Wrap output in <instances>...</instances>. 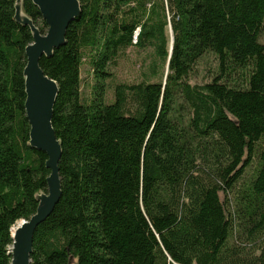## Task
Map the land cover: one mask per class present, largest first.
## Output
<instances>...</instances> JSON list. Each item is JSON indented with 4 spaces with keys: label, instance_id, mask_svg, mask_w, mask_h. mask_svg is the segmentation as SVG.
I'll use <instances>...</instances> for the list:
<instances>
[{
    "label": "trees",
    "instance_id": "obj_1",
    "mask_svg": "<svg viewBox=\"0 0 264 264\" xmlns=\"http://www.w3.org/2000/svg\"><path fill=\"white\" fill-rule=\"evenodd\" d=\"M14 2L0 0V264L49 174L29 145L32 36ZM79 3L39 60L58 86L61 194L30 264H264V0ZM22 10L46 31L31 0ZM132 47L152 51L128 82L117 67Z\"/></svg>",
    "mask_w": 264,
    "mask_h": 264
},
{
    "label": "water",
    "instance_id": "obj_2",
    "mask_svg": "<svg viewBox=\"0 0 264 264\" xmlns=\"http://www.w3.org/2000/svg\"><path fill=\"white\" fill-rule=\"evenodd\" d=\"M39 10L47 29L41 33L32 19L22 10L23 0L14 2V19L27 26L32 42L24 49L26 63L23 68L25 86V117L29 125V145L46 155L45 167L49 170L46 178L47 190L35 194L37 207L28 219H20L15 228L10 264H30L33 252V239L38 227L52 212L61 194L59 159L60 139L52 126L53 108L58 94L55 80L48 77L40 67L41 56L49 57L55 48L65 42L67 27L80 12L79 0H31Z\"/></svg>",
    "mask_w": 264,
    "mask_h": 264
},
{
    "label": "rangeland",
    "instance_id": "obj_3",
    "mask_svg": "<svg viewBox=\"0 0 264 264\" xmlns=\"http://www.w3.org/2000/svg\"><path fill=\"white\" fill-rule=\"evenodd\" d=\"M168 35L171 36V31L168 27ZM152 49L147 47L146 49H138L135 47H132L127 50L126 56H124L118 64L117 67V76L119 79L128 81V82H134L141 78V72L142 70L146 68L151 55ZM143 64V66H141ZM206 73L203 72V67L201 65L199 72L194 78V81L200 82L203 79L206 78ZM86 91L88 89L86 88ZM19 221V220H18ZM17 221V223H18Z\"/></svg>",
    "mask_w": 264,
    "mask_h": 264
},
{
    "label": "bare ground",
    "instance_id": "obj_4",
    "mask_svg": "<svg viewBox=\"0 0 264 264\" xmlns=\"http://www.w3.org/2000/svg\"><path fill=\"white\" fill-rule=\"evenodd\" d=\"M18 223H19V221H18ZM18 223L16 222L14 225H12V227L10 228V233H11V235H13V233H14V231H15V228H16V226L18 225Z\"/></svg>",
    "mask_w": 264,
    "mask_h": 264
},
{
    "label": "built area",
    "instance_id": "obj_5",
    "mask_svg": "<svg viewBox=\"0 0 264 264\" xmlns=\"http://www.w3.org/2000/svg\"><path fill=\"white\" fill-rule=\"evenodd\" d=\"M136 35H137V32L134 34V37H133L134 38V42H135V39H136Z\"/></svg>",
    "mask_w": 264,
    "mask_h": 264
}]
</instances>
